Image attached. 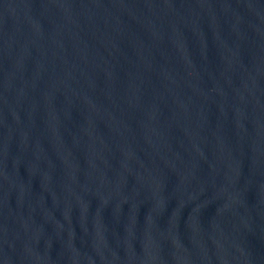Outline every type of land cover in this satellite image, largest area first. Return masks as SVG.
<instances>
[{"label":"water","instance_id":"obj_1","mask_svg":"<svg viewBox=\"0 0 264 264\" xmlns=\"http://www.w3.org/2000/svg\"><path fill=\"white\" fill-rule=\"evenodd\" d=\"M0 264H264V0H0Z\"/></svg>","mask_w":264,"mask_h":264}]
</instances>
